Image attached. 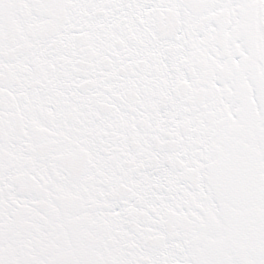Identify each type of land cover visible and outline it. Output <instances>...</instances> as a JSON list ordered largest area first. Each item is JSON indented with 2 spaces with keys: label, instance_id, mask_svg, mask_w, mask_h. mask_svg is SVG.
I'll return each instance as SVG.
<instances>
[{
  "label": "snow or ice",
  "instance_id": "6c2138e0",
  "mask_svg": "<svg viewBox=\"0 0 264 264\" xmlns=\"http://www.w3.org/2000/svg\"><path fill=\"white\" fill-rule=\"evenodd\" d=\"M0 264H264V0H0Z\"/></svg>",
  "mask_w": 264,
  "mask_h": 264
}]
</instances>
